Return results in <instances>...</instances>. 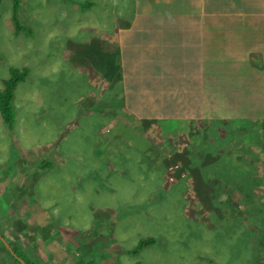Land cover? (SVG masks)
<instances>
[{"label":"rangeland","instance_id":"374dc122","mask_svg":"<svg viewBox=\"0 0 264 264\" xmlns=\"http://www.w3.org/2000/svg\"><path fill=\"white\" fill-rule=\"evenodd\" d=\"M150 1L138 35H122L136 10L133 0H0V91L11 68L29 71L15 91L13 129L7 130L0 118V233L17 240V248L33 264H264V186L254 190L260 198L252 213V197L243 200L242 193L232 190L251 181L264 185V104L253 99L248 104L222 102L228 100L225 87L234 76L232 65L222 62L217 74L208 72L209 52L218 44L220 29L212 40L193 36L201 41L187 51L190 59L197 58L192 70L172 48L167 51L180 63L178 75H166L157 67L166 85L190 87V79L197 89L183 93L185 99L157 105L164 112L158 115H148L153 106L140 105L142 101L130 104L135 108L128 110L132 115L128 105L124 111L112 101L108 88L113 74L108 71L120 63L108 61L107 55H121L129 38L144 43L145 51L155 44L149 41L155 35L149 22L162 14L155 13L157 8L169 5L155 2L153 8ZM190 14L193 10L185 13ZM15 22L27 30L19 32ZM235 36L219 44L242 35ZM129 48L128 61L135 68L138 51L144 50L139 46L137 51L133 44ZM82 66L100 71L103 81L88 84L85 76L95 79L97 71ZM211 76L217 79L216 89L222 86V96L204 87ZM234 83L239 88V82ZM192 96L198 100L195 106L177 105L189 103ZM95 103L97 111L90 112ZM138 107L146 114L143 118L161 120H148L142 130L135 129L125 114L141 118ZM189 109L193 118L187 120L182 116ZM107 115L121 124L111 139L122 161L115 166L109 152V168L104 158L94 159L96 128L108 132L117 125ZM14 141L25 149L18 165ZM187 150L191 155L183 162L177 154ZM206 154L214 157L212 187L203 184L208 181V165L201 161ZM213 188L222 189L215 201L222 212L213 211L206 200ZM238 204L246 218L238 214L231 223L230 208ZM14 209L20 210L17 216ZM149 237L155 239L152 246L137 256L130 254ZM0 264H16L1 242Z\"/></svg>","mask_w":264,"mask_h":264},{"label":"crops","instance_id":"0c3cea01","mask_svg":"<svg viewBox=\"0 0 264 264\" xmlns=\"http://www.w3.org/2000/svg\"><path fill=\"white\" fill-rule=\"evenodd\" d=\"M133 2L136 10L133 17L128 20V23L130 22V28L121 30L123 31L122 35L129 32L138 35L140 22H142L147 15L148 9L146 6L148 2L151 3L150 0H133ZM155 2H158L159 5H169L168 9H164V7L163 9L157 8L158 10L155 13L160 11L162 14L156 15L154 19L149 22L155 34L149 41H153L155 44L149 50L146 48L147 51H145L144 43L143 46H141L137 38H129L124 41V46L122 50L120 49L121 55L118 56L121 67L123 65L122 77L119 85L123 90L126 101L125 105H128L127 110H132L131 108L135 109L133 106H130V104H133L134 100H138L142 101L140 105L153 106L151 109H148V115H158L164 112L157 110V105L169 104L175 101L179 102L185 99L183 93L190 94L196 90L197 87L190 84V79H188L190 87H181L180 83L176 86L166 85L161 79V73L157 67H163L166 75H178L180 63L175 60V56L167 51L168 48H172L177 50L179 60L182 62L181 64L186 65L192 70L193 64L197 58L194 56L190 59L187 56V51L192 47L191 44L199 39H195L193 36L198 34L203 37H209V39L212 40L215 34H217L215 29H220V31H218L220 32V36L218 44L215 45L216 47L209 52L208 72L210 71L211 75H213L211 70H214V74H217L219 64L225 62L227 65H232L229 71L231 75H234L226 81L225 90L228 89V92L225 94L228 100L222 102H225V104H248L250 100L253 99V103L264 104V92L259 91L264 89V86L258 85L264 83V0H152L153 5ZM179 2L180 4H178ZM186 2L188 4H186ZM156 6L157 5H154L153 8ZM197 9L200 11L196 13ZM187 10H193V14L185 15ZM247 27L248 29L245 30ZM136 28L138 31L134 30ZM113 29L114 27L111 28V31ZM238 34L243 37L238 36L232 40L229 39L228 44L224 46L219 44V41L225 39L226 36L230 38ZM199 41L201 40L199 39ZM131 44L136 47L137 51L139 46L144 50L140 53L138 51L137 59L140 60V63L136 64L135 68H132L128 61L131 53L129 48ZM163 45L165 47H163ZM225 48H235V50L227 51ZM231 59L234 61L233 64H231ZM116 61L117 60H115V63ZM138 66H140V69L135 71ZM239 67H242V69ZM82 68L87 69V71L94 69L87 66H82ZM92 71L97 70L94 69ZM192 74L193 73H191L190 77ZM99 75H101V73L97 71L95 79H92L89 74H87V83L90 85L95 84L94 80L96 83H101L103 77L102 75L99 77ZM216 80L211 76L208 80L209 83L206 81L204 87H209L211 93L218 97L219 95L222 96V86L221 89H216L218 88L216 86ZM234 80L239 82V88L237 84L234 83ZM219 81L224 80L221 79ZM229 81L231 82L230 85L228 84ZM170 88H172V90H169ZM251 88H254L253 92L250 91ZM90 94L92 96V91ZM225 94H223V96H225ZM240 97L243 98L242 101L239 100ZM190 98L192 99H190L189 103H177V105L191 107L198 104V100L194 96ZM219 102L220 101L211 104L214 105ZM191 112V109L187 110V114L182 117L187 120L189 118L192 119L193 117L191 116L193 114H191ZM136 113H138V116L141 118L146 115L139 107ZM197 114L200 115L199 112ZM146 120L157 121L161 120V118H146ZM14 143V148L18 152L16 162L18 165L20 160L23 161L22 157L25 149L15 141ZM2 182L4 183L2 188L5 189L6 183L5 181ZM19 203H23L22 200H19ZM19 208L22 209L23 206Z\"/></svg>","mask_w":264,"mask_h":264},{"label":"trees","instance_id":"16d2710c","mask_svg":"<svg viewBox=\"0 0 264 264\" xmlns=\"http://www.w3.org/2000/svg\"><path fill=\"white\" fill-rule=\"evenodd\" d=\"M15 23L17 25V29L19 30V32L23 31V30H27L26 27L19 26L18 22H15ZM107 57H108V61L112 60V61L115 62V60H117L116 62H117V64H119L118 54L117 53H109L107 55ZM122 71H123V65L121 67V63L119 64V67L116 66V65H115V67H112V66L110 67L108 72L110 74H113V75H112V77L110 79L111 82H112V85L109 86L108 90H112L113 91V99H112V101H114L120 108H123L124 111H126V107L124 105L126 103V101H125V97L123 95V90L120 88V89H117V90L114 91V87H113V86L119 85L120 79L122 77ZM28 74H29V71H28L27 68H23V69L11 68L10 71H9V79L7 81H5V87H4V89L2 91H0V118H1V121L3 122V125L5 126V128L7 130L13 129V126H14V120H15L14 100H15L16 88H17V86L20 83H23L26 80V78L28 77ZM85 78L87 80V76H85ZM92 96L90 94L89 98L91 99ZM114 102L110 103V106L112 107V109H114L113 107H115V105H114L115 103ZM94 108H95V110H94ZM93 110L97 111L96 103L94 104V107L90 110V112H93ZM131 115L125 114V117L128 119L129 125H132L137 130L139 128L142 130L143 125L148 123V120H146L145 118H137V117H133ZM107 116L109 117L110 120H113V119L116 120L117 121V125L113 124L112 128L109 129L108 132H103L102 131L103 130L102 129L103 126L100 127V128L98 126V128H96L98 130V136H95L96 137V139H95L96 142H95V153H94V159L95 160H102L103 158L105 159V160L103 159V161H105V166L106 167H108V163L111 162V160H109V158L111 156H113V159L116 161L115 166H117L122 161V156L119 155L118 152H117L119 147L116 146V144H115L116 141L111 139L114 136V134L116 135L118 133V131L115 130V128L117 126H120L121 124L115 118V116H112V115H107ZM135 123L139 124L140 126L136 125ZM90 132L94 133V131H90ZM193 146H194V144H193ZM109 152L112 154L111 156H107V154ZM184 153L185 154H180V153L177 154V156H179V158L183 162H184V158L186 156L189 155V158H190L191 150H187ZM158 154L159 153H157L155 155H158ZM159 155H160L159 156V160H160L161 153ZM207 156H208V154L204 155L203 158L201 159V161L204 162L205 165H208V166H206L207 167L206 173H207L208 181H203V184L204 185H208L209 187H212L211 186L212 184H211V182H209V180L211 181V179H213V174H215L213 172V170H212L213 158L214 157H211V156L207 157ZM165 158L166 157H163L162 160H164ZM207 160H209L208 164H206ZM161 163H163V162H161ZM162 166L164 168H168L166 165H162ZM191 166H192V168H194V171H195V168H197V167H195L194 163H192ZM191 166H190V168H191ZM202 169L203 168L201 167V169H199V170L202 171ZM124 170H126V168ZM125 173L128 176L131 174L129 171H126ZM261 186H264V185H258L257 182L251 181L249 183H241L239 186H236L235 188L232 189L233 191L242 193L243 194V200H245L248 196L252 197V203L250 205L249 213H252V211L254 210V208L258 204V203L254 204L255 201H256V198L257 197L260 198V195H256L254 193V190H256L258 187H261ZM218 191H220V192H218ZM221 192H222V189L213 188V191L211 192L210 196L208 195L209 198L207 196L206 200L209 201L210 205H212V207L214 209L213 211H216V212H222L223 211L221 207L216 206V204H215V201L217 200L216 197H218ZM163 193H164V191L162 190L161 194H163ZM4 196H5V194H4ZM1 199L2 198L0 197V200ZM234 199H235V197L232 198V200H234ZM177 201H178V199H176V203H177ZM229 201H230V199H229ZM178 207L179 206H177L176 209H178ZM141 208H143V206H141ZM24 210H25V208H24ZM14 211H15L14 214H16V216L18 215V212H20L19 209H14ZM21 211H22V209H21ZM8 212L10 213V217L17 218V217H14L12 215V213H11L12 211L11 210H8ZM231 212L234 213V218H232L231 223L234 222L235 220H237L240 217L238 214H240L242 217H244L243 210H241L239 204L238 205H234L232 208H230L229 214ZM228 223H229V219H226L225 220V224H228ZM221 227H226V226L222 225V226H220V228ZM0 236L8 244L6 246L5 243L0 239V242L3 244V247H4L5 251L7 252L8 256L16 264H33L31 259L29 257L27 258L26 255L23 254V252L20 251V247L17 248V246H20V244L18 243L17 240L15 242L12 241V240L10 241L7 235L4 236L1 233H0ZM154 243H155V239L152 238V237L142 239V240L139 241L137 246H135L134 250L130 254L137 256L144 248L152 246ZM20 259L22 261H24V263H22Z\"/></svg>","mask_w":264,"mask_h":264},{"label":"flooded vegetation","instance_id":"af4514ba","mask_svg":"<svg viewBox=\"0 0 264 264\" xmlns=\"http://www.w3.org/2000/svg\"><path fill=\"white\" fill-rule=\"evenodd\" d=\"M244 217H245V216H244ZM245 218H246V217H245ZM242 222H243V224H244V221H243V220H242ZM243 230H247V231H248V230H249L248 225H247V226L245 225L244 228H243ZM58 254H59V252H58Z\"/></svg>","mask_w":264,"mask_h":264},{"label":"water","instance_id":"95a60500","mask_svg":"<svg viewBox=\"0 0 264 264\" xmlns=\"http://www.w3.org/2000/svg\"><path fill=\"white\" fill-rule=\"evenodd\" d=\"M0 239L5 243V245L7 246L8 244L6 243V241L0 236ZM21 260V259H20ZM22 263H24V261L21 260Z\"/></svg>","mask_w":264,"mask_h":264},{"label":"bare ground","instance_id":"6f19581e","mask_svg":"<svg viewBox=\"0 0 264 264\" xmlns=\"http://www.w3.org/2000/svg\"><path fill=\"white\" fill-rule=\"evenodd\" d=\"M84 1V0H83ZM86 1V0H85ZM123 2V1H122ZM86 3V2H85ZM113 12V11H112ZM114 14V13H113ZM128 111V110H127ZM129 113V112H128ZM81 200V199H80ZM84 200V199H83ZM85 200H87L86 198H85Z\"/></svg>","mask_w":264,"mask_h":264}]
</instances>
